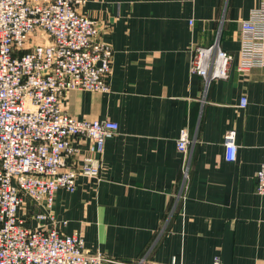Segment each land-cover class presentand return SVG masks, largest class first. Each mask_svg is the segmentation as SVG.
<instances>
[{
	"label": "crops",
	"instance_id": "obj_1",
	"mask_svg": "<svg viewBox=\"0 0 264 264\" xmlns=\"http://www.w3.org/2000/svg\"><path fill=\"white\" fill-rule=\"evenodd\" d=\"M260 0H86L112 51L108 92L69 91L63 111L110 120L98 179L56 192L58 230L79 233L106 264H264V67L237 70L240 25ZM218 43L233 56L226 79L190 73L192 50ZM245 97L246 106H239ZM181 129L191 144L176 148ZM236 133L234 161L223 136ZM86 156L88 142L73 140ZM37 211L28 197L18 216ZM65 222L66 224H62Z\"/></svg>",
	"mask_w": 264,
	"mask_h": 264
},
{
	"label": "built area",
	"instance_id": "obj_2",
	"mask_svg": "<svg viewBox=\"0 0 264 264\" xmlns=\"http://www.w3.org/2000/svg\"><path fill=\"white\" fill-rule=\"evenodd\" d=\"M86 0H0V264H106L83 250L82 236L58 230L55 194L74 192L81 177L98 179L105 143L118 131L110 120L76 119L61 99L69 91L108 92L111 49L97 40L95 20L80 14ZM233 56L218 43L192 50L190 73L210 83L226 79ZM237 70L264 67V0L240 25ZM247 100L240 99L244 108ZM73 140L88 142L87 155ZM191 140L181 129L176 148ZM225 159L234 161L236 133L223 136ZM264 197V159L255 173ZM28 197L35 226L18 216ZM62 224H66L62 222ZM211 264H222L215 257Z\"/></svg>",
	"mask_w": 264,
	"mask_h": 264
}]
</instances>
